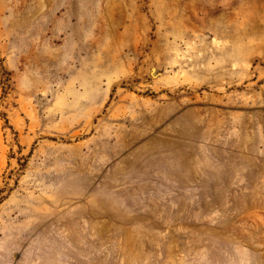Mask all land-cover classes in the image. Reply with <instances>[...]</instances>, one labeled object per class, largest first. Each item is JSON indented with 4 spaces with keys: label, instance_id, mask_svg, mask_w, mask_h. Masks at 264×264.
I'll list each match as a JSON object with an SVG mask.
<instances>
[{
    "label": "rangeland",
    "instance_id": "1",
    "mask_svg": "<svg viewBox=\"0 0 264 264\" xmlns=\"http://www.w3.org/2000/svg\"><path fill=\"white\" fill-rule=\"evenodd\" d=\"M0 264H264V0H0Z\"/></svg>",
    "mask_w": 264,
    "mask_h": 264
}]
</instances>
